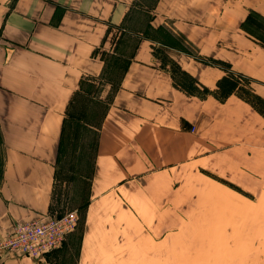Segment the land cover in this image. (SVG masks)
<instances>
[{
    "label": "crops",
    "instance_id": "0c3cea01",
    "mask_svg": "<svg viewBox=\"0 0 264 264\" xmlns=\"http://www.w3.org/2000/svg\"><path fill=\"white\" fill-rule=\"evenodd\" d=\"M181 1L155 3L147 35L123 29L134 0H0V239L16 222L65 214L56 184L70 113L91 83H103L96 93L107 97L93 126L76 229L58 251L37 259L9 253L0 264H52L73 246L74 264H126L127 251L142 249L148 236L161 240L165 219L174 224L181 217L182 187L202 181L212 187L214 176L227 180L230 166L246 155L261 164L258 173L264 169V38L259 22L249 23L251 14L264 27L262 5L210 3L204 34L196 35L192 27L204 8ZM152 31L166 32L173 44ZM123 44L130 51L111 79ZM187 48L196 55L185 54ZM162 56L207 89L206 97L180 91ZM224 78L258 98L261 113L234 93L215 98Z\"/></svg>",
    "mask_w": 264,
    "mask_h": 264
},
{
    "label": "rangeland",
    "instance_id": "374dc122",
    "mask_svg": "<svg viewBox=\"0 0 264 264\" xmlns=\"http://www.w3.org/2000/svg\"><path fill=\"white\" fill-rule=\"evenodd\" d=\"M224 1L227 0H182L181 3H187L191 5L190 7L198 3L204 8L198 14L200 23L192 27L194 30L191 32L203 35L206 5L220 4ZM157 2L159 0H134L123 29L150 34L147 22L150 11ZM250 3L260 4L264 10V0H242L243 7ZM251 12L248 11V14ZM249 21L251 24L259 22V27L257 24L254 26L261 30L260 36L264 38L263 22L251 14ZM180 27L187 31L190 29L185 25ZM152 35L162 44H173V40L167 37L166 32L155 31ZM129 51L130 47L125 44L117 51L122 57L112 60L111 65L115 67L116 72L115 76L110 75L111 79L118 77L119 70L125 64L124 55L127 56ZM183 51L185 54L196 55L194 48ZM201 60L203 61V58ZM100 86H103V83L85 86L86 94L78 96L70 113L71 121L56 184V194L61 198V201H58L59 210L62 211L61 208H64L62 213L65 214L73 211L77 214L76 206H84L83 199L88 189L91 154L96 137V129L93 126L97 124L107 102V97H101L96 93ZM110 92L112 93V90ZM245 140L248 146H252L251 138L246 137ZM235 157L236 154H232L234 161ZM245 158L246 162L240 161L238 166L241 168L244 165L247 170L239 172L236 169L238 166L234 163L228 170L227 180L212 177V187L203 181L182 187L181 217L173 218L174 224L172 218L165 219L166 231L161 240L155 242L148 236L145 243L142 239V249L127 251L126 264H264V169L261 167L258 173L254 167L259 168L261 164L256 165L247 161V155ZM253 170L259 174L256 179L252 178ZM65 214L57 213L55 216L63 217ZM136 245L134 242V246ZM75 254L74 246L68 248L66 253L53 258L52 264H74Z\"/></svg>",
    "mask_w": 264,
    "mask_h": 264
},
{
    "label": "built area",
    "instance_id": "2783aa9c",
    "mask_svg": "<svg viewBox=\"0 0 264 264\" xmlns=\"http://www.w3.org/2000/svg\"><path fill=\"white\" fill-rule=\"evenodd\" d=\"M76 212L63 217L50 216L33 222H17L9 235L0 240V258L13 253L23 257L37 259L59 249L66 236L77 223Z\"/></svg>",
    "mask_w": 264,
    "mask_h": 264
},
{
    "label": "trees",
    "instance_id": "16d2710c",
    "mask_svg": "<svg viewBox=\"0 0 264 264\" xmlns=\"http://www.w3.org/2000/svg\"><path fill=\"white\" fill-rule=\"evenodd\" d=\"M162 60V65L169 64L170 67V74L172 76V80L174 81L175 86L182 91L185 95L187 96H194L199 99H203L206 97V93H208V90L205 89L204 87H201L202 89L199 90L196 86H194V81L192 78H190L186 73L181 71L176 64L172 63L171 61H168V59L165 56L160 57ZM230 80L231 82H225ZM218 88H219V95L220 96H215V98H218V100H223L230 94H235L238 98L252 106L257 112L261 113V111L258 108V103L256 102L259 101L258 98H248L247 95L241 93L238 89H236V82L232 79L229 78H224L222 81L218 83ZM254 99L255 102L254 103ZM78 222V221H77Z\"/></svg>",
    "mask_w": 264,
    "mask_h": 264
}]
</instances>
